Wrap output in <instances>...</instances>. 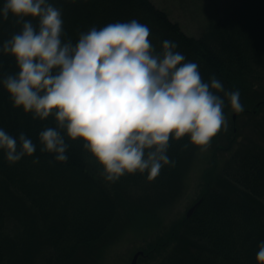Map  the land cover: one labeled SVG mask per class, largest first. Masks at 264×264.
Wrapping results in <instances>:
<instances>
[{
	"label": "trees",
	"instance_id": "obj_1",
	"mask_svg": "<svg viewBox=\"0 0 264 264\" xmlns=\"http://www.w3.org/2000/svg\"><path fill=\"white\" fill-rule=\"evenodd\" d=\"M48 2L62 9L73 42L93 26L133 19L149 27L158 51L164 40L174 41L186 61L199 65L205 82L215 74L225 89L240 91L244 111L237 115L249 116L251 123L257 119L253 125L261 141L237 139L235 111L225 100L228 128L212 139V165L203 172L195 201L201 203L190 215L189 207L169 221L171 209L165 206L183 192L199 151L189 137L170 138L167 155L175 166L165 165L151 182L147 172L106 182L82 138L65 135L68 160L58 162L55 154L40 151L39 142V132L53 126L54 118L33 119L13 107L2 80L19 69L14 56L0 51V129L17 138L23 132L37 146L15 164L0 150V264H34L37 256L41 264H103L107 248L132 220L145 238L138 263L152 258V264H258V245L264 241V124L259 132L257 116L264 110V87L256 80L264 66V0L228 3L210 15L199 36L188 34L153 0ZM20 28L13 17H0V48ZM12 222L18 223L15 232L9 229Z\"/></svg>",
	"mask_w": 264,
	"mask_h": 264
},
{
	"label": "clouds",
	"instance_id": "obj_2",
	"mask_svg": "<svg viewBox=\"0 0 264 264\" xmlns=\"http://www.w3.org/2000/svg\"><path fill=\"white\" fill-rule=\"evenodd\" d=\"M10 16L21 28L0 51L14 56L19 69L2 80L13 107L33 119L54 118L39 142L40 151L58 162L68 160L65 135L82 138L106 182L137 172L154 181L165 165L175 166L167 155L170 138L187 135L205 152L228 128L225 100L236 113L244 111L239 90L225 89L215 74L205 82L199 65L186 61L174 41L164 40L158 51L149 27L135 19L93 26L73 42L62 9L48 0H4L0 17ZM36 147L25 133L17 138L0 129L9 164L32 156ZM256 260L264 264V241Z\"/></svg>",
	"mask_w": 264,
	"mask_h": 264
},
{
	"label": "rangeland",
	"instance_id": "obj_3",
	"mask_svg": "<svg viewBox=\"0 0 264 264\" xmlns=\"http://www.w3.org/2000/svg\"><path fill=\"white\" fill-rule=\"evenodd\" d=\"M232 1L234 0H153L158 7L166 10L174 21L181 23L182 27L188 34L195 36L201 35L210 15L214 14V11H219L221 8H225L229 5L228 3ZM236 1L238 0H235V2ZM257 73L261 75V77L256 81L262 83L264 87V66H261ZM231 113L233 114V112ZM257 117L259 118V126L257 128L260 132L262 129L259 127L264 124V110ZM256 120L257 119L253 120V123ZM236 122L238 125L236 128V137L238 140L245 141L246 139H251L256 142L257 139H261L260 134L255 131L253 123L250 122L249 116L237 115ZM200 152L201 151L199 150L196 155V161L182 182L181 189L183 192H181L180 196L177 197V200L172 203L173 205L169 203L165 206L168 207V210L169 208L171 209L167 215L169 221L182 217L202 193L201 179L203 172L209 167L208 165H212L211 155L213 154V148L211 152L210 148L205 152ZM203 157H206L207 159H202ZM219 173L221 177L224 174L221 170ZM199 186L201 187L199 188ZM135 194H137V192H135ZM169 205L171 206L169 207ZM17 224L18 223L12 222L9 229L12 232H15ZM135 225L136 224H134L133 220L127 223L125 230L118 234L120 237L112 243L113 245H109L107 248L106 258L103 264L132 263L135 253L141 250L139 248L145 242L143 235L136 230L137 228L135 229ZM18 228H20V225ZM43 254L44 250L41 252V255ZM38 257L39 256L34 260V264H41L42 259L41 257ZM139 259L140 257L138 258L137 264H152V258L138 263L140 261Z\"/></svg>",
	"mask_w": 264,
	"mask_h": 264
},
{
	"label": "water",
	"instance_id": "obj_4",
	"mask_svg": "<svg viewBox=\"0 0 264 264\" xmlns=\"http://www.w3.org/2000/svg\"><path fill=\"white\" fill-rule=\"evenodd\" d=\"M236 116V114H235ZM201 203V200H199L198 202H196L189 210H188V215H190L194 210L195 208ZM144 254V251L143 250H139L135 253L134 255V258L132 260V263L131 264H137V261H138V258Z\"/></svg>",
	"mask_w": 264,
	"mask_h": 264
}]
</instances>
